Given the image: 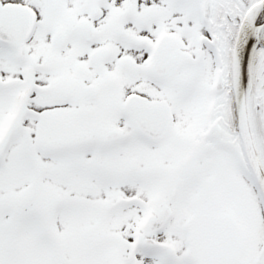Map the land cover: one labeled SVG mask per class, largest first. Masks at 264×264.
Returning a JSON list of instances; mask_svg holds the SVG:
<instances>
[{
	"label": "snow or ice",
	"instance_id": "1",
	"mask_svg": "<svg viewBox=\"0 0 264 264\" xmlns=\"http://www.w3.org/2000/svg\"><path fill=\"white\" fill-rule=\"evenodd\" d=\"M0 264H264V0H0Z\"/></svg>",
	"mask_w": 264,
	"mask_h": 264
}]
</instances>
